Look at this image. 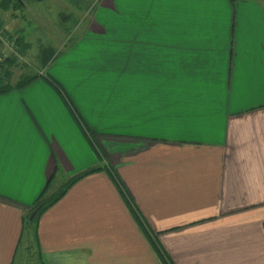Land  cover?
Listing matches in <instances>:
<instances>
[{"label": "crops", "instance_id": "obj_1", "mask_svg": "<svg viewBox=\"0 0 264 264\" xmlns=\"http://www.w3.org/2000/svg\"><path fill=\"white\" fill-rule=\"evenodd\" d=\"M85 18L42 70L60 90L0 94V264H264V0H96Z\"/></svg>", "mask_w": 264, "mask_h": 264}, {"label": "rangeland", "instance_id": "obj_2", "mask_svg": "<svg viewBox=\"0 0 264 264\" xmlns=\"http://www.w3.org/2000/svg\"><path fill=\"white\" fill-rule=\"evenodd\" d=\"M20 1L24 3L22 11L5 12L0 9V62L10 57L15 59V64L10 68L13 75L12 83H15L22 75L39 72H41L40 75L44 74L39 56L42 46L51 47L57 52L53 60L55 63L59 61L62 54H59L58 50L78 37V34L74 32L76 29L79 32V29L87 26L88 22L84 21L87 19L85 16L90 13L91 7L96 2V0ZM19 35L28 45V48L21 53L14 43ZM52 77L50 74H45L42 78L48 81ZM50 84L58 91L52 82ZM31 241L29 246L32 244L33 250L34 242Z\"/></svg>", "mask_w": 264, "mask_h": 264}, {"label": "trees", "instance_id": "obj_3", "mask_svg": "<svg viewBox=\"0 0 264 264\" xmlns=\"http://www.w3.org/2000/svg\"><path fill=\"white\" fill-rule=\"evenodd\" d=\"M0 9L2 11H22L24 9V4L22 1L17 0H0ZM65 19V17H64ZM1 26V23H0ZM15 45L18 47L19 52H24L28 45L24 42L21 35L17 36L14 40ZM22 55V54H21ZM40 64L42 69L47 68L49 63L55 58L56 52L53 51L51 47L42 46L40 49ZM15 64L14 58H6L0 62V94H7L15 90H20L29 84H31L37 78L45 77V74H32V75H22L15 83L11 82L12 72L11 67ZM48 78V77H46ZM48 81L53 83L59 90L60 86L53 79H48ZM99 171V169H90L84 171L77 176L68 180L63 184L55 193L50 196L46 195V189L41 193V195L36 199V201L27 208L26 214L23 216V227L22 230L25 233H31L33 240L37 241V227L40 217L53 205H55L72 187V185L80 180L81 178ZM34 213L33 217L30 219L31 215ZM137 220V218H136ZM138 221V220H137ZM140 224V223H139Z\"/></svg>", "mask_w": 264, "mask_h": 264}, {"label": "water", "instance_id": "obj_4", "mask_svg": "<svg viewBox=\"0 0 264 264\" xmlns=\"http://www.w3.org/2000/svg\"><path fill=\"white\" fill-rule=\"evenodd\" d=\"M17 1H20V0H17ZM34 213L31 215L30 219L33 217Z\"/></svg>", "mask_w": 264, "mask_h": 264}]
</instances>
